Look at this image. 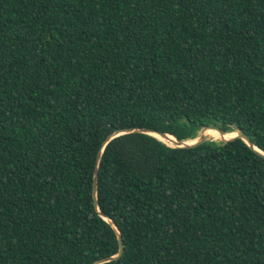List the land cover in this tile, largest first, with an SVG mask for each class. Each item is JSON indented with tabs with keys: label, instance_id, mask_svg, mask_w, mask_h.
I'll return each mask as SVG.
<instances>
[{
	"label": "trees",
	"instance_id": "trees-1",
	"mask_svg": "<svg viewBox=\"0 0 264 264\" xmlns=\"http://www.w3.org/2000/svg\"><path fill=\"white\" fill-rule=\"evenodd\" d=\"M205 126L264 151V0H0V264L118 253L100 153L124 241L102 264H264V156L244 139L105 144Z\"/></svg>",
	"mask_w": 264,
	"mask_h": 264
},
{
	"label": "water",
	"instance_id": "water-1",
	"mask_svg": "<svg viewBox=\"0 0 264 264\" xmlns=\"http://www.w3.org/2000/svg\"><path fill=\"white\" fill-rule=\"evenodd\" d=\"M203 128H211V129H215L217 131H219L222 134H226L227 132H224V130H222L220 127L218 126H205ZM237 134L229 139H225L222 140V142L227 143L228 141L236 138V137H240L242 139H244L246 141V143L248 145H250L255 151H257L258 153H260L261 155L264 156V151L261 150L259 147H257L252 140L248 137V135L246 133H244L243 130L241 129H237ZM126 133H146L152 136H155L157 138L158 135L162 136V137H174L175 138V142H176V147H185V148H192V147H196L199 146L201 144H203L205 141L208 140H212L211 137L207 136L206 134L201 133L200 136H198V138L192 142V143H188L186 140H182L180 138H178L177 136H175L172 133L169 132H165V131H161V130H157V129H152V128H144V127H129V128H123L120 130H117L115 132H113L112 134L109 135V137L106 139L105 144H107L110 140H112L113 138L122 135V134H126ZM168 137V138H169ZM160 140H162L161 138H159ZM163 141V140H162ZM102 152V151H101ZM101 158H102V153L99 154L98 159H97V164H96V168H95V174H94V180H93V192H94V200H95V205L97 210L99 211V214L106 219L111 225L112 227L115 229L117 236H118V241H119V251L116 255L113 256H109L106 258H103L101 260H99L98 262H96L95 264H102L108 261H112V260H116L119 259L124 251V241H123V236L122 233L120 231V228L118 227V225L114 222V220H112L108 215H106L104 212H102L99 208V203H98V178H99V166H100V162H101Z\"/></svg>",
	"mask_w": 264,
	"mask_h": 264
},
{
	"label": "bare ground",
	"instance_id": "bare-ground-1",
	"mask_svg": "<svg viewBox=\"0 0 264 264\" xmlns=\"http://www.w3.org/2000/svg\"><path fill=\"white\" fill-rule=\"evenodd\" d=\"M201 131V130H200ZM199 131V132H200ZM203 134H206L207 136L211 137V138H215L216 140H219V141H222V140H225V139H229L231 138L232 135L234 134H237V131H230V132H227L224 136H219L214 130H212L211 128H203V131H202ZM199 134V133H198ZM159 138H161L164 142L168 143V145H176V142H175V138L170 136L169 138L168 137H162L160 135H158ZM198 138V135L192 139H188L186 140L188 143H192L194 142L196 139Z\"/></svg>",
	"mask_w": 264,
	"mask_h": 264
},
{
	"label": "rangeland",
	"instance_id": "rangeland-1",
	"mask_svg": "<svg viewBox=\"0 0 264 264\" xmlns=\"http://www.w3.org/2000/svg\"><path fill=\"white\" fill-rule=\"evenodd\" d=\"M200 130H201V131H200ZM200 130H199L200 132H199V131L197 132V135H198V136L201 135V133H202V131H203V128H201ZM198 133H199V134H198ZM197 135H196V136H197ZM185 140H188V139H185ZM212 140L216 141L217 143H221V142H222V141L216 140L215 138H214V139L212 138ZM173 146H174V145H173Z\"/></svg>",
	"mask_w": 264,
	"mask_h": 264
},
{
	"label": "clouds",
	"instance_id": "clouds-1",
	"mask_svg": "<svg viewBox=\"0 0 264 264\" xmlns=\"http://www.w3.org/2000/svg\"><path fill=\"white\" fill-rule=\"evenodd\" d=\"M168 144V143H167ZM173 146V145H172Z\"/></svg>",
	"mask_w": 264,
	"mask_h": 264
}]
</instances>
